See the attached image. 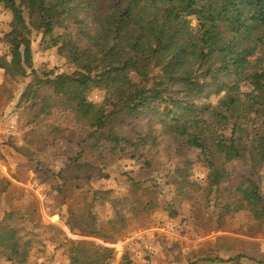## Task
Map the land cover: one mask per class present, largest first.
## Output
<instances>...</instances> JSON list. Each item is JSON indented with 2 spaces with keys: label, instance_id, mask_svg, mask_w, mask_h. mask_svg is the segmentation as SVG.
I'll return each mask as SVG.
<instances>
[{
  "label": "trees",
  "instance_id": "obj_1",
  "mask_svg": "<svg viewBox=\"0 0 264 264\" xmlns=\"http://www.w3.org/2000/svg\"><path fill=\"white\" fill-rule=\"evenodd\" d=\"M0 6L11 16L2 38L8 47L0 59L5 75L33 73L32 31L74 67L53 79L35 77L21 101L39 106L41 114L54 107L80 114L92 90L103 92L101 105L82 114L90 128L100 131L111 121L158 124L180 157L198 152L208 169V193H224L217 223L244 210L253 220L244 234L262 233L264 197L254 176L264 167V0H0ZM41 85L50 93L41 96ZM211 94L222 96L214 105L202 102ZM102 135L115 148L131 145L126 134ZM237 160L249 176L235 181L225 167ZM174 174L183 190L187 170ZM165 211L176 217L172 204ZM8 227L0 221V260L24 264L28 242L13 228L6 239ZM234 248L231 243L226 251ZM78 251L74 262L89 259ZM108 255L103 249L97 261Z\"/></svg>",
  "mask_w": 264,
  "mask_h": 264
},
{
  "label": "rangeland",
  "instance_id": "obj_2",
  "mask_svg": "<svg viewBox=\"0 0 264 264\" xmlns=\"http://www.w3.org/2000/svg\"><path fill=\"white\" fill-rule=\"evenodd\" d=\"M10 19L0 6V59L8 52L2 38ZM47 41L32 31L33 73L27 77L9 78L0 69V221L9 226L6 239L13 228L28 242L24 264H264V227L257 237L246 236L253 220L244 210L217 223L224 193H208V169L198 152L180 157L158 124L111 121L94 131L83 115L101 105L98 90L89 93L80 114L62 107L41 114L39 106L21 101L35 77L74 71ZM39 93L50 91L41 85ZM221 96L202 102L214 105ZM113 133L128 135L131 145L107 143L102 134ZM182 168L187 178L179 190L174 172ZM225 168L235 181L249 176L243 161ZM254 179L264 197V167ZM169 204L175 218L165 211ZM231 243L236 248L226 251ZM76 248L89 259L74 262ZM103 249L110 255L97 261ZM238 254L245 258L226 261ZM0 264L15 263L1 258Z\"/></svg>",
  "mask_w": 264,
  "mask_h": 264
}]
</instances>
